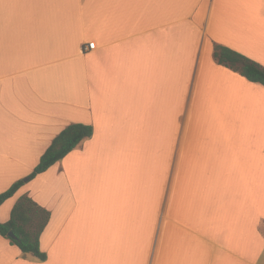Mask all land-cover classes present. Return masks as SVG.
Returning <instances> with one entry per match:
<instances>
[{"label": "crops", "instance_id": "crops-1", "mask_svg": "<svg viewBox=\"0 0 264 264\" xmlns=\"http://www.w3.org/2000/svg\"><path fill=\"white\" fill-rule=\"evenodd\" d=\"M216 45L264 66V0H0V193L94 129L0 207L51 212L47 260L0 264H264V86Z\"/></svg>", "mask_w": 264, "mask_h": 264}, {"label": "trees", "instance_id": "trees-1", "mask_svg": "<svg viewBox=\"0 0 264 264\" xmlns=\"http://www.w3.org/2000/svg\"><path fill=\"white\" fill-rule=\"evenodd\" d=\"M215 59L239 73L253 83L264 86V66L228 47L216 45ZM94 134L92 126L71 124L67 126L52 142L42 155L38 165L27 177L29 181L45 173L56 163L66 158L84 140ZM24 179L16 181L8 190L0 193V207L9 199L15 197L25 186ZM51 219V212L36 202L29 194H24L14 205L10 219L0 222V235L9 239L24 254L33 255L40 261L47 260V254L41 249V236ZM14 234V238L10 237Z\"/></svg>", "mask_w": 264, "mask_h": 264}, {"label": "built area", "instance_id": "built-area-1", "mask_svg": "<svg viewBox=\"0 0 264 264\" xmlns=\"http://www.w3.org/2000/svg\"><path fill=\"white\" fill-rule=\"evenodd\" d=\"M97 49V44L96 42H91L89 45H87L85 48H84V51H92V50H95Z\"/></svg>", "mask_w": 264, "mask_h": 264}, {"label": "rangeland", "instance_id": "rangeland-1", "mask_svg": "<svg viewBox=\"0 0 264 264\" xmlns=\"http://www.w3.org/2000/svg\"><path fill=\"white\" fill-rule=\"evenodd\" d=\"M21 179H24V181H26L27 183L26 184H30V182L32 181H29V178L26 176V177H24V178H21ZM19 197H21V196H19ZM19 197L16 199V202H17V200L19 199ZM16 204V203H15ZM24 255V254H23ZM25 255H28V254H25Z\"/></svg>", "mask_w": 264, "mask_h": 264}, {"label": "water", "instance_id": "water-1", "mask_svg": "<svg viewBox=\"0 0 264 264\" xmlns=\"http://www.w3.org/2000/svg\"><path fill=\"white\" fill-rule=\"evenodd\" d=\"M10 237L14 238L15 236H14V234H13V233H10Z\"/></svg>", "mask_w": 264, "mask_h": 264}]
</instances>
